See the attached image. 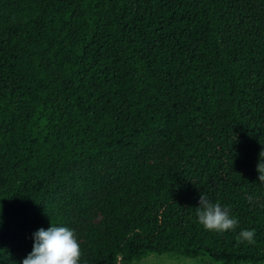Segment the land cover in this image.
I'll return each instance as SVG.
<instances>
[{
  "label": "trees",
  "instance_id": "1",
  "mask_svg": "<svg viewBox=\"0 0 264 264\" xmlns=\"http://www.w3.org/2000/svg\"><path fill=\"white\" fill-rule=\"evenodd\" d=\"M152 144L171 166L133 163L97 202L91 264H264V0H0V264L11 229L33 242L59 194L84 203ZM201 194L235 230L199 223Z\"/></svg>",
  "mask_w": 264,
  "mask_h": 264
},
{
  "label": "rangeland",
  "instance_id": "2",
  "mask_svg": "<svg viewBox=\"0 0 264 264\" xmlns=\"http://www.w3.org/2000/svg\"><path fill=\"white\" fill-rule=\"evenodd\" d=\"M153 165L169 168L172 164L167 151L157 144L145 148H135L126 158L113 159L101 167L97 176L103 179L100 187H92L84 194V203L73 198L66 200V195L59 194L55 199L53 217L46 214L35 215L32 220L21 228L26 233H33L40 228L47 230L51 225L68 227L74 230L80 245L81 258L79 264H91L92 257L89 247L88 232L91 229L102 230L105 218L97 207V202L103 200L113 190H123L122 179H128L130 165ZM53 222V223H51ZM33 242L17 244L15 231L11 229L4 240L6 249L4 264H22L33 249ZM137 264H209L204 259H185L174 255L148 256Z\"/></svg>",
  "mask_w": 264,
  "mask_h": 264
},
{
  "label": "clouds",
  "instance_id": "3",
  "mask_svg": "<svg viewBox=\"0 0 264 264\" xmlns=\"http://www.w3.org/2000/svg\"><path fill=\"white\" fill-rule=\"evenodd\" d=\"M260 162L257 165L259 181L264 183V150L259 153ZM252 199L251 196L248 197ZM199 223L206 229L223 233L235 230L238 221L230 216L229 209L222 207L219 202H211L201 194L197 207ZM255 229L242 230L237 240L239 242L255 243ZM33 249L23 259L22 264H79L81 258L80 245L76 239L74 230L51 225L47 230L40 228L33 234Z\"/></svg>",
  "mask_w": 264,
  "mask_h": 264
}]
</instances>
